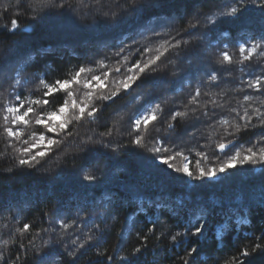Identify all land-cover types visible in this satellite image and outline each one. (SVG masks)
<instances>
[{
  "label": "snow or ice",
  "instance_id": "obj_1",
  "mask_svg": "<svg viewBox=\"0 0 264 264\" xmlns=\"http://www.w3.org/2000/svg\"><path fill=\"white\" fill-rule=\"evenodd\" d=\"M37 28L103 54L41 67ZM19 176L52 195L39 224L0 198V264H264V0L0 2Z\"/></svg>",
  "mask_w": 264,
  "mask_h": 264
},
{
  "label": "trees",
  "instance_id": "obj_2",
  "mask_svg": "<svg viewBox=\"0 0 264 264\" xmlns=\"http://www.w3.org/2000/svg\"><path fill=\"white\" fill-rule=\"evenodd\" d=\"M0 2H3V0H0ZM161 14L163 15V13ZM83 39L85 37L73 34L50 33L43 28H37L27 37L28 43L31 45L32 54H39L42 57L41 67L54 64L59 69H63L67 65H79L97 52L103 54L102 44L93 43L85 47L82 43ZM108 42L110 43L111 40L109 39ZM45 49L48 50L47 54L44 52ZM45 55L46 59H43ZM51 75L55 76L57 72L54 70ZM191 146V143L187 145V147ZM177 187H179V183H177ZM51 195V189H46V186H39L33 183V180L28 177L19 176L0 180V198L9 203L18 202L22 206L24 208V212L21 214L22 220L25 218L28 221L35 219L36 223L39 224L40 210L45 208L47 198ZM13 198H15V201ZM52 203H55V200ZM0 223H4V221L0 219ZM141 226H143V220H141ZM117 230L119 229L117 228ZM162 264H171V261L162 259Z\"/></svg>",
  "mask_w": 264,
  "mask_h": 264
}]
</instances>
